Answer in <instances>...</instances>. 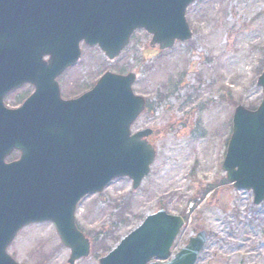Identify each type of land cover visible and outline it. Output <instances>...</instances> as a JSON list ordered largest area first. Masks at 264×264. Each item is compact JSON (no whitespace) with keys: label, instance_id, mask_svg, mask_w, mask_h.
<instances>
[{"label":"water","instance_id":"obj_1","mask_svg":"<svg viewBox=\"0 0 264 264\" xmlns=\"http://www.w3.org/2000/svg\"><path fill=\"white\" fill-rule=\"evenodd\" d=\"M197 0H5L0 4V257L16 264L7 249L20 231L52 224L70 250L68 264L91 254V243L76 225L87 197L114 181L129 179L137 191L150 174L156 150L150 129L132 134L146 101L136 96L137 75L106 73L81 98L63 101L56 79L78 64L82 42L99 47L114 62L134 33L152 36L151 47L166 51L188 42L186 19ZM49 58V61H45ZM30 82L36 88L19 110L4 99ZM264 95V71L257 80ZM14 152L19 160L6 163ZM223 170L234 189L253 192L264 203V97L256 111L239 106L233 117ZM186 224L165 210L144 222L99 264H158L172 256ZM207 233L164 264H196ZM1 264V263H0Z\"/></svg>","mask_w":264,"mask_h":264},{"label":"rangeland","instance_id":"obj_2","mask_svg":"<svg viewBox=\"0 0 264 264\" xmlns=\"http://www.w3.org/2000/svg\"><path fill=\"white\" fill-rule=\"evenodd\" d=\"M187 20L193 38L155 52L151 37L137 32L110 62L98 48L82 46L81 61L59 78L62 96L90 91L107 72L137 73L134 92L147 110L133 132L154 131L157 159L138 191L118 180L79 206L78 228L90 240L99 264L144 219L159 210L188 218L173 255L206 231L197 264H264V204L226 181L223 162L238 106L256 109L262 99L257 79L264 69V0H199ZM17 96L5 100L7 107ZM21 264H68L70 250L51 224L22 231L11 248Z\"/></svg>","mask_w":264,"mask_h":264},{"label":"flooded vegetation","instance_id":"obj_3","mask_svg":"<svg viewBox=\"0 0 264 264\" xmlns=\"http://www.w3.org/2000/svg\"><path fill=\"white\" fill-rule=\"evenodd\" d=\"M7 1H10V0H7ZM5 0H0V4L4 3ZM19 16H4L2 14V11L0 9V18H18ZM58 82H59V79H58ZM60 86V85H59ZM60 89H61V86H60ZM36 91V88L33 84H31L30 82H27L25 83L22 87L18 88L17 90L11 92L7 97H11V96H17L18 97V103L16 105H13L12 107H8L10 109H19L23 103L33 94L35 93ZM78 98V97H76ZM76 98H72V99H76ZM5 99V100H6ZM68 100V99H67ZM19 158V154L18 153H14L12 155L11 158L8 159L7 162H10V161H15V160H18ZM17 239V238H16ZM14 242L12 243V245L10 246V248L8 249V256L14 261V263H17V264H21L19 263L11 254V248L13 246ZM3 261H4V258L3 257H0V263L3 264Z\"/></svg>","mask_w":264,"mask_h":264}]
</instances>
